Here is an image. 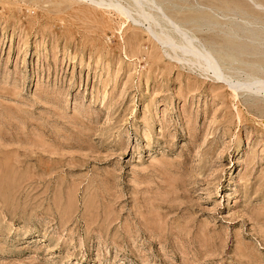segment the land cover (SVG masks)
Here are the masks:
<instances>
[{"label": "rangeland", "instance_id": "374dc122", "mask_svg": "<svg viewBox=\"0 0 264 264\" xmlns=\"http://www.w3.org/2000/svg\"><path fill=\"white\" fill-rule=\"evenodd\" d=\"M142 3L0 0V264H264V0Z\"/></svg>", "mask_w": 264, "mask_h": 264}, {"label": "bare ground", "instance_id": "6f19581e", "mask_svg": "<svg viewBox=\"0 0 264 264\" xmlns=\"http://www.w3.org/2000/svg\"><path fill=\"white\" fill-rule=\"evenodd\" d=\"M135 3L137 4L136 8L140 14V16H146L144 14L143 11H140V10H143L142 9V0H134ZM157 38L161 41H164L168 44L169 47H172V50L173 52L175 53H178V52H181L183 49L185 51H188L190 53H195V55L193 54V57L192 59H194L193 61L194 62H198L205 70H208V69H211V70H214V71H217V75L219 77L222 76V74L220 73V70L219 68L217 67L216 64H213L214 60L212 59V57L210 55H205V54H201L200 52H197L195 51L192 46L189 47V44L188 43H183V42H180L177 46H175L176 44L171 41L170 39H168V37H166L165 35H156ZM177 55V54H176ZM202 58V59H201ZM203 70V69H202ZM220 79V78H219ZM256 84H246V85H243L244 88H253ZM256 88L260 91H264V85L263 86H256Z\"/></svg>", "mask_w": 264, "mask_h": 264}]
</instances>
